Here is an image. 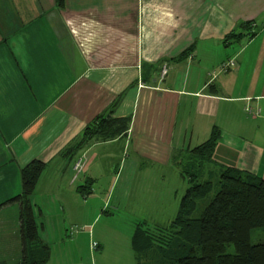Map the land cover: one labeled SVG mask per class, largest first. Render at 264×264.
I'll return each instance as SVG.
<instances>
[{
  "label": "crops",
  "instance_id": "crops-1",
  "mask_svg": "<svg viewBox=\"0 0 264 264\" xmlns=\"http://www.w3.org/2000/svg\"><path fill=\"white\" fill-rule=\"evenodd\" d=\"M246 21L253 36L225 41ZM230 58L235 71L217 78ZM113 105L130 117L126 136L65 155ZM215 126L202 179L224 166L264 179V0H0V202L33 159L41 211L50 193L95 183L101 163L109 193H140Z\"/></svg>",
  "mask_w": 264,
  "mask_h": 264
},
{
  "label": "trees",
  "instance_id": "trees-1",
  "mask_svg": "<svg viewBox=\"0 0 264 264\" xmlns=\"http://www.w3.org/2000/svg\"><path fill=\"white\" fill-rule=\"evenodd\" d=\"M55 1L62 6L64 0ZM251 23H242L241 31L227 34L225 41L230 37L253 36L256 29ZM114 106L92 118L79 140L67 147L64 154L74 155L91 140L125 137L130 117H115ZM218 137L219 129L215 126L209 138L190 149L186 159L190 169L181 168L189 183L174 218L165 226L156 224L150 228L145 223V230L135 234L133 243L140 242L138 249L158 251L159 260L153 264H264V242H251V231L264 230V179L234 166L220 168L215 181L201 177L203 164L213 159ZM196 166L199 168L195 169ZM43 169L44 162L37 159L20 167L21 191L0 202V209L16 206L17 225L10 234L19 243L20 264L49 261L50 247L40 236L43 226L38 223L42 211L31 200ZM91 181L86 179L76 191L86 197L91 192ZM228 245L233 249L226 250Z\"/></svg>",
  "mask_w": 264,
  "mask_h": 264
},
{
  "label": "rangeland",
  "instance_id": "rangeland-1",
  "mask_svg": "<svg viewBox=\"0 0 264 264\" xmlns=\"http://www.w3.org/2000/svg\"><path fill=\"white\" fill-rule=\"evenodd\" d=\"M219 66L215 72L220 79L235 71L233 66L223 72ZM249 106L247 103L245 109ZM179 161L177 167L158 175L159 178L148 179L146 185L143 183L140 193L134 192L137 188L124 195L109 193L104 187L110 177L104 175L106 170L101 163L99 178L92 183L86 197L79 192L56 194L54 198L51 193L47 195L46 203H42L43 216L38 218V223H43L40 236L50 247L47 264H139L144 261L153 264L159 260L158 251L138 249L140 242L133 243V239L146 225L165 226L174 218L189 183L181 173V168L190 169L183 153ZM209 176L213 181L217 179L213 171ZM41 181L44 183V177ZM159 182L160 186L156 187ZM16 225V206L0 209V264H20L19 243L10 234ZM251 242H264V230L251 231ZM232 249L228 245L226 250Z\"/></svg>",
  "mask_w": 264,
  "mask_h": 264
},
{
  "label": "built area",
  "instance_id": "built-area-1",
  "mask_svg": "<svg viewBox=\"0 0 264 264\" xmlns=\"http://www.w3.org/2000/svg\"><path fill=\"white\" fill-rule=\"evenodd\" d=\"M234 60L233 59H228L226 61H223L221 64H220V69L223 71V72H227L229 71L233 66H234ZM247 112H250L252 110V108L249 106L248 108L245 109ZM76 165L78 166V163H76Z\"/></svg>",
  "mask_w": 264,
  "mask_h": 264
}]
</instances>
